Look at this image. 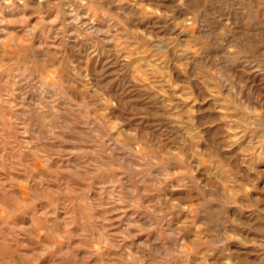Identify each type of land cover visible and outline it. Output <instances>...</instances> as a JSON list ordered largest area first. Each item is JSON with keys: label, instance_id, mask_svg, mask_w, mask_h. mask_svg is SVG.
<instances>
[{"label": "rangeland", "instance_id": "rangeland-1", "mask_svg": "<svg viewBox=\"0 0 264 264\" xmlns=\"http://www.w3.org/2000/svg\"><path fill=\"white\" fill-rule=\"evenodd\" d=\"M0 264H264V0H0Z\"/></svg>", "mask_w": 264, "mask_h": 264}, {"label": "bare ground", "instance_id": "bare-ground-1", "mask_svg": "<svg viewBox=\"0 0 264 264\" xmlns=\"http://www.w3.org/2000/svg\"><path fill=\"white\" fill-rule=\"evenodd\" d=\"M152 8H153V7H152ZM153 9H154V8H153ZM153 9H152V10H153ZM113 90H114V89H113Z\"/></svg>", "mask_w": 264, "mask_h": 264}]
</instances>
